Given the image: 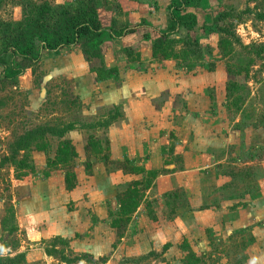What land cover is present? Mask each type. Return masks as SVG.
Wrapping results in <instances>:
<instances>
[{
    "label": "rangeland",
    "instance_id": "374dc122",
    "mask_svg": "<svg viewBox=\"0 0 264 264\" xmlns=\"http://www.w3.org/2000/svg\"><path fill=\"white\" fill-rule=\"evenodd\" d=\"M170 2L0 0V264L16 256L17 264H163L161 245L150 232L146 235L161 226L151 225L156 214L161 213L163 220L182 218L205 204L220 214V235L207 228L201 239L182 241L173 250L174 260L264 264L254 260L258 245L251 228L229 236L226 227L229 217L239 216L232 212L245 207L247 192L264 185V149L254 152L251 167L242 166L249 160L247 153L230 150L232 160L216 174L219 190L211 191L209 198L190 188L209 187L216 181L214 175L196 173L175 175L174 189L161 197L162 191L152 190L153 184L178 171L180 158L169 142L178 134L166 135L164 127H157L148 105L144 115L135 117L138 128L127 126L134 114L131 103L113 105L114 89L120 82L121 87L128 84L126 76L146 79L155 70L192 76L219 72L225 87L231 85L224 103L228 123L264 131V0H201L197 7H186L197 18L191 40L186 45V32L180 30L156 57L154 32L147 40L138 38L140 45L130 53L125 48L132 37L107 35L97 40V49L96 43L92 46L82 38L77 46L43 51L36 63L12 58L6 49L17 25L38 7L74 13L95 4L105 25L113 21L119 28L147 25L159 30L166 25ZM49 16L45 22L57 21L54 12ZM132 91L125 93V101L132 102L128 95ZM159 100L154 101L159 105ZM110 117H123L127 125L114 126ZM135 129L144 134L142 141ZM122 132L131 138L124 144L129 156L124 153L121 159L128 164L117 169L108 136ZM186 137L190 138L187 132ZM65 141L75 153L70 163L76 178L72 191L65 190L64 170L47 162ZM147 162L152 171L145 169ZM129 167L136 173L126 174ZM127 191L136 193L137 206L133 213L120 216L118 194Z\"/></svg>",
    "mask_w": 264,
    "mask_h": 264
},
{
    "label": "crops",
    "instance_id": "0c3cea01",
    "mask_svg": "<svg viewBox=\"0 0 264 264\" xmlns=\"http://www.w3.org/2000/svg\"><path fill=\"white\" fill-rule=\"evenodd\" d=\"M163 30L159 29L158 31ZM219 74V72L212 71L192 76L182 72L176 75L169 71L155 70L146 79H135L134 77L128 80L130 77L126 76L124 80H127L128 84L127 82L122 83L125 86L121 87L120 82V85L114 89L113 105L120 107L122 103H131V107H133L131 112H134V114L132 118H129L128 125L121 121L123 117H110L109 123L114 126L127 125L128 127L138 128L139 124L138 122L135 123V117L140 113L144 115V105H148L152 110L151 113L156 117L157 127H164L162 129L166 131V135H169V132L178 134L177 139L169 140V142H173V152L179 155V169L175 173L164 175L169 177H163L164 179L153 184L154 188L152 190L162 191L161 197L174 189L171 181L175 175L196 173L200 176L206 174L208 175L207 178L214 175L215 179L213 178V180L216 181L209 187L204 186L202 188L201 185L196 187L192 185L190 188L191 191L197 190V194L209 198L211 197V191L219 190L220 186L216 188V183H219L220 175L216 177V174L220 168H226L225 166L232 160L228 156L232 149L236 153H247V159L249 160L246 164L242 163L244 167H251L252 164L249 163L253 162L254 152L264 149V131L262 129H240L235 125L238 123L237 121L232 124L228 123L224 109L226 87ZM129 89L140 91V93L132 91L128 94L132 102L125 101V93ZM156 97L161 98L159 105L154 101L158 99ZM120 111L124 116L123 110ZM102 119L105 120L106 117ZM140 120L143 119L140 118ZM135 130L139 141H142L144 134L137 129ZM125 132H128V130L125 129ZM186 132L190 135L189 139L186 137ZM150 135L148 133L146 138L148 142L150 141ZM128 141H131V138L128 134L124 135L123 132L119 135L115 133L113 136H108L112 161L117 162V160L123 159L124 153L126 157L129 156V149L125 150L126 146L124 145ZM134 141H136L135 138ZM177 145L181 149L180 152L177 151ZM159 154L160 151L156 156L159 157ZM262 166V169H264V163ZM145 169L152 171L153 168L147 162ZM160 186L163 188L161 189ZM255 190L254 193L249 194L247 192V198L243 201L245 207L232 212L239 216L235 219L229 217L226 227L229 236L234 235L237 230L251 228L252 238L257 240L255 241L258 245L254 260L263 262L264 243L260 244V242L264 240V221L262 226L259 223L261 221L260 217H263L264 220V185L262 188ZM208 208L206 204L201 207L198 206L187 216L174 217L172 220H163L161 213L156 214V218L152 220L151 225L159 223L161 226L156 230L147 231L146 235L150 232L152 238L156 240L157 244L161 245V248L165 245L169 246L162 253V259L165 260L163 264H182L181 261L174 260L173 253L175 251L173 250L184 240L193 239V237L201 239L200 236L204 234V230L207 228L214 234L216 233L217 236L220 235V227L217 226L220 214L215 209Z\"/></svg>",
    "mask_w": 264,
    "mask_h": 264
},
{
    "label": "trees",
    "instance_id": "16d2710c",
    "mask_svg": "<svg viewBox=\"0 0 264 264\" xmlns=\"http://www.w3.org/2000/svg\"><path fill=\"white\" fill-rule=\"evenodd\" d=\"M201 0H171L168 12L166 15V25L163 31L155 30L147 25H138L131 28H119L114 26V23L105 25L102 22L100 15L97 14L98 7L95 4L87 7L85 10H77L71 13L68 10L57 13L49 8L38 7L33 9L24 20L17 25V30L11 36L7 48L10 51L12 58L18 57L21 60L36 63L39 61L43 51L57 52L60 49L77 46L80 39L85 38L95 49L99 47L97 40L103 35H107L112 39H127L132 37V44L125 48V52L130 53L135 47L139 46L140 39L147 40L151 32L156 33V38L152 41L153 56L156 57L158 52L163 51L168 40L176 36L180 30H185V43L191 40V34L197 26V18L194 14L189 13L186 7H197ZM25 9H28L25 7ZM26 11V10H25ZM56 14L57 21L51 23L50 20L45 22L47 17ZM46 17H45V15ZM55 18V19H56ZM53 22V21H52ZM140 38V39H138ZM97 47V48H96ZM134 47V49H133ZM186 48V47H184ZM185 52V51H184ZM181 52L182 54H185ZM21 71V70H20ZM229 86H226L225 102L230 98ZM70 142H61L56 149L53 158L47 159L50 167H60L64 170V186L65 190L72 191L76 187V178L70 167V163L74 160V151L70 146ZM124 164H128V160L118 161L115 166L117 169L124 168ZM136 171L128 168L126 174H135ZM142 173V172H141ZM137 184L132 182L130 188ZM136 193L127 191L123 194H118L119 215L125 216L133 213L136 203ZM114 227V226H113ZM168 245L163 246L162 253L168 249ZM18 257L13 259L7 258L5 261L8 264H17ZM1 262V260H0ZM184 264V262H182Z\"/></svg>",
    "mask_w": 264,
    "mask_h": 264
}]
</instances>
